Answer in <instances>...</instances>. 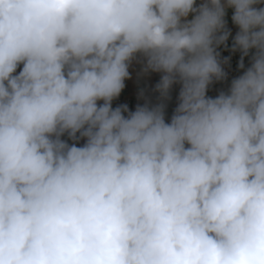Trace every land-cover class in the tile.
I'll return each mask as SVG.
<instances>
[{"label": "clouds", "instance_id": "clouds-1", "mask_svg": "<svg viewBox=\"0 0 264 264\" xmlns=\"http://www.w3.org/2000/svg\"><path fill=\"white\" fill-rule=\"evenodd\" d=\"M261 4L0 0V264H264ZM138 55L170 122L112 107Z\"/></svg>", "mask_w": 264, "mask_h": 264}, {"label": "crops", "instance_id": "crops-1", "mask_svg": "<svg viewBox=\"0 0 264 264\" xmlns=\"http://www.w3.org/2000/svg\"><path fill=\"white\" fill-rule=\"evenodd\" d=\"M202 2H203V0H196L197 5H199ZM232 13H233V10L229 8V9H227L226 16H225L226 26L231 32V35L228 38V41L231 44V46H232L233 38H234L235 34L237 33V31L239 30L238 27L235 24H233V22L231 20ZM190 18H191V16L189 17V19ZM217 51L220 53V57H222V58L226 57L225 53L223 52V50L220 47L217 49ZM237 52L241 53L239 50H237ZM243 62H244V68L239 67L240 69L233 76L226 75L225 79L220 80V81H216L215 90H214L213 94L211 95V97L215 98L222 91L225 93L228 92L230 85H231V81L235 78H238L240 75H242L243 72L251 64V60L243 61ZM145 66H146V60H145V58H143L140 55H138L136 58H134L132 60V62L129 65V74H130L129 78L125 80V88L122 90L120 96L115 98L112 101V107L113 108L120 106V105H127L129 111H133L132 106H130L126 103H120V102H118V99L129 98L133 101L138 102L141 99V95L139 94L138 84L144 86L147 89H150L155 84L157 85L160 82V79H161L163 73L154 72L151 70H145ZM180 88H181L180 84H178V83L173 84V86L171 87V89L169 91H178ZM177 94L179 96V93H177ZM178 96H177V98H178ZM102 103H103V101H98V104H102ZM125 115H127V113H125Z\"/></svg>", "mask_w": 264, "mask_h": 264}, {"label": "built area", "instance_id": "built-area-1", "mask_svg": "<svg viewBox=\"0 0 264 264\" xmlns=\"http://www.w3.org/2000/svg\"><path fill=\"white\" fill-rule=\"evenodd\" d=\"M258 6H264V4L258 5ZM227 46L225 47L224 45H221L220 48L223 50L225 53V56L229 58L228 63H222V67L228 76H233L235 73L238 72L240 60H241V53H238L237 51L233 52L232 46L229 43V41L226 42ZM254 51V50H253ZM253 52H250L248 56H245L243 58V61H249L251 60ZM225 57V58H226ZM221 61L224 60V58L220 57ZM215 85L216 81L214 80L212 84L209 85L208 90H207V95L211 97L215 90ZM139 88V94L141 95L140 101L136 102L133 101L129 98H121L118 99V102L120 103H126L130 106L133 107V111H135L136 107L139 106H145L147 105L148 107H154L160 104L164 105V116H165V121L170 122L172 115L174 114V111L176 107L178 106L179 100L177 98L179 91H169L168 97H162L160 92L156 89V84L150 88L147 89L144 86L138 84ZM79 135V134H77ZM61 139L65 140L68 144H73L75 143L77 146H82L85 143V139L81 138L78 140H72L69 138L67 133H65Z\"/></svg>", "mask_w": 264, "mask_h": 264}, {"label": "rangeland", "instance_id": "rangeland-1", "mask_svg": "<svg viewBox=\"0 0 264 264\" xmlns=\"http://www.w3.org/2000/svg\"><path fill=\"white\" fill-rule=\"evenodd\" d=\"M22 67H23V65L21 64V65H19L18 67H17V70H16V73L15 74H18L19 73V71L22 69Z\"/></svg>", "mask_w": 264, "mask_h": 264}]
</instances>
